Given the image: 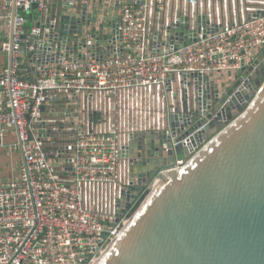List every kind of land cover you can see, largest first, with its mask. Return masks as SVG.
Listing matches in <instances>:
<instances>
[{"label":"built area","instance_id":"1","mask_svg":"<svg viewBox=\"0 0 264 264\" xmlns=\"http://www.w3.org/2000/svg\"><path fill=\"white\" fill-rule=\"evenodd\" d=\"M64 6L91 23L75 31L70 22L61 36ZM262 11L264 0H0V47L12 52L10 67H0V150L16 163L0 182V264H95L154 187L170 180V170L160 171L119 216L138 184L133 160L148 158L146 141L142 149L131 141L169 136L170 114L191 95L204 99L206 78L222 96L224 80L264 50V15H253ZM198 16L219 29L165 54L170 33L197 29ZM113 21L99 38L92 33Z\"/></svg>","mask_w":264,"mask_h":264},{"label":"water","instance_id":"2","mask_svg":"<svg viewBox=\"0 0 264 264\" xmlns=\"http://www.w3.org/2000/svg\"><path fill=\"white\" fill-rule=\"evenodd\" d=\"M39 16V12L32 14L35 19ZM60 17L61 36L70 22L75 31L81 30L83 22L91 23L71 16L66 6ZM197 23L195 30L185 25L183 32H171L164 53L195 42L201 32L206 36L219 29L215 24L207 26L205 16H198ZM106 26L116 27L114 21L102 23L92 33L99 38ZM29 40L37 46L34 38ZM20 56L29 68L27 78L35 82L36 67L24 43ZM11 62L12 52L9 67ZM230 76L234 81L222 96L218 84L206 78L204 99L199 94L183 109L175 107L169 116V136L142 133L131 141L133 148L139 142L142 149L145 140L148 158L133 160L132 175L138 176V184L131 187L118 215L141 198L160 171L170 170V180L151 194L149 205L104 264H264V50L249 68ZM195 78L201 83V76ZM178 163L184 164L180 172L174 170Z\"/></svg>","mask_w":264,"mask_h":264},{"label":"bare ground","instance_id":"3","mask_svg":"<svg viewBox=\"0 0 264 264\" xmlns=\"http://www.w3.org/2000/svg\"><path fill=\"white\" fill-rule=\"evenodd\" d=\"M162 184L163 183L161 182V183L157 184L154 188L156 190H158L162 186ZM154 192H156V191H154ZM152 196L153 195H150L144 201V203L136 210V212H134L133 214H131V217H130L131 219L127 222L126 229L123 232V234L112 245H110L107 249H105L103 251L102 255L96 260V263L95 264H104V261L111 256L113 250L115 249V247L121 241V238L125 234L126 230H128L134 224V222L139 218V216L144 212V210L146 209V207L149 205Z\"/></svg>","mask_w":264,"mask_h":264},{"label":"crops","instance_id":"4","mask_svg":"<svg viewBox=\"0 0 264 264\" xmlns=\"http://www.w3.org/2000/svg\"><path fill=\"white\" fill-rule=\"evenodd\" d=\"M3 40H4L3 33L0 30V44ZM0 67H2V68L9 67V54H7L6 52L4 53L1 50V47H0ZM10 138H12V137H9V139ZM6 157H8V159ZM9 158L10 157L7 155V153L4 150H0V172H2V174H0L1 175L0 176V182L2 180H4L6 178V176H8L9 173H12V171H13L12 170L14 167V164L12 161L13 159L11 160V158L10 159ZM13 158L15 159V157H13ZM7 160H8V162H7ZM2 164H5L8 168L4 169L3 167H1ZM12 164H13V167L11 169Z\"/></svg>","mask_w":264,"mask_h":264},{"label":"rangeland","instance_id":"5","mask_svg":"<svg viewBox=\"0 0 264 264\" xmlns=\"http://www.w3.org/2000/svg\"><path fill=\"white\" fill-rule=\"evenodd\" d=\"M98 12H99V14L98 13H95V15L98 17V16H100V14L102 13V9L100 8V9H98ZM29 15V17H30V14H28ZM212 16L214 15V13H212L211 14ZM221 15V14H220ZM193 19H194V17H192L191 18V21H193ZM29 24H31V21H29ZM233 81L234 80H232L231 82H229L228 80H224V83H223V89H225L226 91L229 89V87L232 85V83H233ZM225 91V92H226ZM194 99H195V96L194 95H191L189 98H187L186 100L187 101H189V103H193V101H194ZM179 106H181V103L179 102V104H178ZM202 148L203 147H201L198 151H197V153H199L201 150H202ZM14 154V156H15V159L16 160H18L19 159V156L17 155V153L15 152V153H13ZM7 159H8V157H6ZM10 159V158H9ZM7 162H8V160H7ZM13 164H14V166H16V163H14L13 162ZM13 164L11 165V169H12V167H13ZM1 167H3L4 169H7L8 167L5 165V164H2L1 165ZM14 168V167H13ZM13 170V169H12ZM7 171V170H6ZM8 172V171H7ZM0 174H2V172H0ZM1 176V175H0ZM11 176V173H9L8 174V176H6V178L5 179H7V178H9Z\"/></svg>","mask_w":264,"mask_h":264}]
</instances>
